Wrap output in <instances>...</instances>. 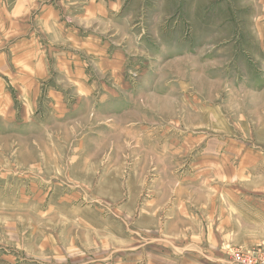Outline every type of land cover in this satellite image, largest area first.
<instances>
[{
    "label": "rangeland",
    "instance_id": "obj_1",
    "mask_svg": "<svg viewBox=\"0 0 264 264\" xmlns=\"http://www.w3.org/2000/svg\"><path fill=\"white\" fill-rule=\"evenodd\" d=\"M151 1L134 7L135 35L150 40L135 46L128 87L99 106L69 91L64 117L47 102L38 116L17 118V102L0 116V264H115L158 225L141 210L146 192L226 187L207 183L191 145L256 132L264 0H171L164 15L166 0ZM234 168L246 190L264 172Z\"/></svg>",
    "mask_w": 264,
    "mask_h": 264
},
{
    "label": "crops",
    "instance_id": "obj_2",
    "mask_svg": "<svg viewBox=\"0 0 264 264\" xmlns=\"http://www.w3.org/2000/svg\"><path fill=\"white\" fill-rule=\"evenodd\" d=\"M164 2L157 3L163 15L171 0ZM146 3L156 2L0 0V116L15 102L23 108L17 118L38 116L47 102L49 113L64 117L69 91L78 102L99 106L128 87L135 46L149 50L150 33L135 35L139 25L134 23V7ZM255 96L257 133L234 140L206 132L191 145L199 154L194 164L211 172L207 183L226 187L199 193L201 200L191 192H146L141 210L158 225L149 227L140 245L122 248L115 264H239L230 253L235 247H264V172L254 174L257 185L246 190L234 168L264 165V86ZM98 112L88 114L96 118Z\"/></svg>",
    "mask_w": 264,
    "mask_h": 264
},
{
    "label": "built area",
    "instance_id": "obj_3",
    "mask_svg": "<svg viewBox=\"0 0 264 264\" xmlns=\"http://www.w3.org/2000/svg\"><path fill=\"white\" fill-rule=\"evenodd\" d=\"M232 256L239 264H264V250L262 249H235Z\"/></svg>",
    "mask_w": 264,
    "mask_h": 264
}]
</instances>
